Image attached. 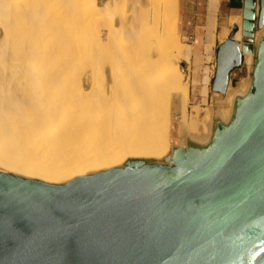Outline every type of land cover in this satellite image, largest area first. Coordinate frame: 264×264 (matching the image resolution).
<instances>
[{
	"label": "bare ground",
	"instance_id": "1",
	"mask_svg": "<svg viewBox=\"0 0 264 264\" xmlns=\"http://www.w3.org/2000/svg\"><path fill=\"white\" fill-rule=\"evenodd\" d=\"M176 1L0 0L1 178L65 189L111 172L204 170L254 101L259 59L189 116ZM226 25L222 43L241 41L242 15ZM175 100L176 129L160 108Z\"/></svg>",
	"mask_w": 264,
	"mask_h": 264
},
{
	"label": "water",
	"instance_id": "2",
	"mask_svg": "<svg viewBox=\"0 0 264 264\" xmlns=\"http://www.w3.org/2000/svg\"><path fill=\"white\" fill-rule=\"evenodd\" d=\"M259 6V13L257 8ZM264 0L217 51L211 90L259 59L252 105L200 173L111 172L65 189L0 177V264H264Z\"/></svg>",
	"mask_w": 264,
	"mask_h": 264
},
{
	"label": "rangeland",
	"instance_id": "3",
	"mask_svg": "<svg viewBox=\"0 0 264 264\" xmlns=\"http://www.w3.org/2000/svg\"><path fill=\"white\" fill-rule=\"evenodd\" d=\"M181 1L182 0L176 1V27L179 35V51L177 52V59L181 62V65L184 67V82L187 84L190 92L188 115L192 116L195 113L194 110L196 108L202 110L203 113V108H206L207 105L210 104L213 94L211 90L212 79L210 78V74L212 71L215 72L216 70L217 51L219 49V46L222 44V41L220 39V32L224 27L229 28V26H223L220 31H217L215 29L209 30L207 36L208 40L206 41V38H204L203 45H193L192 42L194 41L189 42V40L187 39L190 32L185 31V24L181 15ZM138 3L139 0H137V4ZM161 16L164 18L168 17L167 14H162ZM196 21L200 20L198 19L194 22ZM194 22L190 21L188 24ZM200 25L201 23H199V26ZM194 28H196V26ZM201 31L202 30H198V32ZM163 32H168V29L164 30ZM104 34L107 35V32H104ZM195 41H201V35H197ZM159 43V47H161V44L163 42ZM249 76H251V73H249L246 67L241 77L247 78ZM238 82L239 80H232V84L235 86ZM160 106V108L164 112H166L167 109L172 111V121L175 126L174 129H176L181 115V103L178 100H175L174 104L168 103L167 101H163ZM203 116L204 115H202V117Z\"/></svg>",
	"mask_w": 264,
	"mask_h": 264
},
{
	"label": "crops",
	"instance_id": "4",
	"mask_svg": "<svg viewBox=\"0 0 264 264\" xmlns=\"http://www.w3.org/2000/svg\"><path fill=\"white\" fill-rule=\"evenodd\" d=\"M244 1L245 0H182L181 15L185 24V31L190 32L187 37L189 42L194 41L192 43L195 46L199 44L203 45L204 38H206V41L208 40L207 36L209 30L215 29L220 31L221 28L226 25L231 15H242ZM257 13H259V6L257 8ZM198 19L200 21L194 22ZM190 21L194 23L188 24ZM199 23H201L200 26ZM195 26L196 28H194ZM198 30L202 31L198 32ZM197 35H201V41H195Z\"/></svg>",
	"mask_w": 264,
	"mask_h": 264
}]
</instances>
